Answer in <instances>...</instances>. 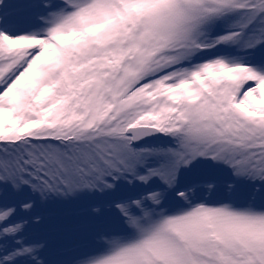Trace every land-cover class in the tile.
Masks as SVG:
<instances>
[{"label": "snow or ice", "instance_id": "6c2138e0", "mask_svg": "<svg viewBox=\"0 0 264 264\" xmlns=\"http://www.w3.org/2000/svg\"><path fill=\"white\" fill-rule=\"evenodd\" d=\"M0 264H264V0H0Z\"/></svg>", "mask_w": 264, "mask_h": 264}]
</instances>
